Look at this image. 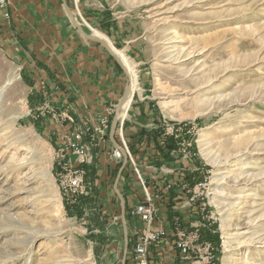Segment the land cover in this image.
<instances>
[{
  "label": "rangeland",
  "instance_id": "374dc122",
  "mask_svg": "<svg viewBox=\"0 0 264 264\" xmlns=\"http://www.w3.org/2000/svg\"><path fill=\"white\" fill-rule=\"evenodd\" d=\"M70 4L84 30L103 39L134 75L119 116L127 122L126 144L144 120L145 128L155 125L176 143L172 162L137 163L158 198L173 191L174 217L180 212L200 234L210 232L213 239H203L214 247V264H240L237 257L264 247V0H106L104 9L112 6L127 19L125 36L141 38L136 58L116 50L107 30L78 14L80 0ZM1 37L0 264H121L123 230L112 190L118 169L104 187L86 169L87 195L63 196L57 174L64 161L57 152L64 145L48 132L54 112L33 92L36 81L23 77L1 48ZM85 143L90 166L97 147ZM125 219L130 245L138 222L126 213ZM131 254L126 259L134 264ZM256 264H264V255Z\"/></svg>",
  "mask_w": 264,
  "mask_h": 264
},
{
  "label": "crops",
  "instance_id": "0c3cea01",
  "mask_svg": "<svg viewBox=\"0 0 264 264\" xmlns=\"http://www.w3.org/2000/svg\"><path fill=\"white\" fill-rule=\"evenodd\" d=\"M105 1L80 0L78 14L82 13L88 22L99 24L107 30L118 48L116 50L129 58H136L135 49L141 44V38L129 39L125 36L123 31L127 27V19L119 18L117 12L112 11V6L104 9L102 3ZM65 3L71 10L70 0H65ZM65 3L63 0H8L6 7L0 8L1 48L11 53L23 68V77L36 81L33 92L47 99L44 107L54 112L48 132H52L60 145H64L65 135L73 128L92 130L98 126L101 117H110L109 113L116 108L128 83L126 74L111 54L115 52H109L101 44L82 36L68 15ZM3 12L8 14V20L3 18ZM71 13L77 22L72 10ZM81 28L87 33L83 26ZM125 107L126 104L121 107L119 113L122 111L123 114L119 116L124 115ZM65 115L70 116L73 123L67 121ZM134 126L138 128L143 125L139 122ZM95 139L97 148L93 152L94 161L90 166L81 167L87 171L92 169L97 175L95 186L104 187L103 183L107 184L105 181L115 169H119L122 160L111 158L112 144L109 138L103 141L99 135H95ZM83 141H89L88 135ZM69 158L74 157L70 155ZM143 174L150 182L149 190L155 197L158 219L167 227L171 226L172 219L168 213L170 208H175L176 200L168 197L159 199L153 181L146 173ZM133 177L131 170H123L118 183L129 208L142 199V191ZM170 203L173 207H169ZM183 217H180L182 222L190 223L188 216ZM170 242L168 240L156 256H150L151 263L154 259V264H185Z\"/></svg>",
  "mask_w": 264,
  "mask_h": 264
},
{
  "label": "built area",
  "instance_id": "2783aa9c",
  "mask_svg": "<svg viewBox=\"0 0 264 264\" xmlns=\"http://www.w3.org/2000/svg\"><path fill=\"white\" fill-rule=\"evenodd\" d=\"M7 1L0 0L1 9L6 7ZM4 16L8 17V14L6 13ZM114 112L115 109L109 115H113ZM64 118L73 123L70 116L65 115ZM124 119L118 115L114 136L120 149L111 143L110 156L116 161L122 160L123 153L127 156V163L131 166L132 174L142 191V200L129 208L128 213L129 217L137 220L139 229L134 233V239L130 240L132 247L131 257L134 260V264H152L150 260L151 254L156 256L158 250L167 245L168 240L171 241L173 249L176 250L180 260L185 264H214V247L210 241L203 239V235L200 234L198 227L194 223L193 225L189 223V226L185 229L182 226L181 218L178 216L171 220V226L168 227L162 223L160 218L158 219V210L154 203L155 197L150 193L147 178L124 140ZM109 121V116H104L100 118L98 126L92 130L86 128L81 131L75 127L69 134L65 135L64 146L57 152L58 154L60 153L59 155L57 154V159L64 161V166L60 167L61 171L57 174V178L59 191L67 199H76L80 195H87L84 190L85 171L81 166L89 164L92 161V155L86 145L87 143L83 141V136L88 135L89 144L95 141V135H99L103 141L110 139ZM181 131L180 127L173 130L175 138L180 136ZM70 155L74 158H69ZM170 187L171 185H166V188ZM193 189H189V191L191 192ZM192 220L190 218V222Z\"/></svg>",
  "mask_w": 264,
  "mask_h": 264
},
{
  "label": "trees",
  "instance_id": "16d2710c",
  "mask_svg": "<svg viewBox=\"0 0 264 264\" xmlns=\"http://www.w3.org/2000/svg\"><path fill=\"white\" fill-rule=\"evenodd\" d=\"M146 121L142 122V127H139L137 130L131 132L128 134V136H125L127 142V147L131 154L134 156V158L137 160V163L140 164L141 161H144V159L147 161V163H152L156 166L165 164L166 161H173L172 158H170L171 151L175 150L176 143L172 138H165L162 137V131L160 128L156 127L155 125L149 129L145 128L144 125ZM127 122L124 121L123 124V133L126 132ZM117 140V139H116ZM144 149H147L144 151ZM146 153V158H144V153ZM141 165V164H140ZM120 167V165H119ZM118 169V168H117ZM131 169V166L127 163L124 170ZM148 186L150 187V182H147ZM154 185H152L153 188ZM156 187V186H154ZM167 193H163V197H168V199H174L176 197V194L173 193V191H170L168 195ZM125 199V196H124ZM172 204L170 203L169 207ZM175 205V204H174ZM125 213L126 216L129 217V207L127 200L125 199ZM174 215H177L173 210L170 208V211L168 213V216L173 219ZM203 236L212 240L213 237L209 234L210 232H202ZM131 245H128V253L131 252ZM126 264H130V258L127 256Z\"/></svg>",
  "mask_w": 264,
  "mask_h": 264
},
{
  "label": "water",
  "instance_id": "95a60500",
  "mask_svg": "<svg viewBox=\"0 0 264 264\" xmlns=\"http://www.w3.org/2000/svg\"><path fill=\"white\" fill-rule=\"evenodd\" d=\"M65 3V0H63ZM65 8L67 10L68 15L70 16L73 24L75 25V27L78 29V31L82 34V36H84L85 38H87L88 40H92L95 41L99 44H101L106 50H108L109 52H111V49L109 48L108 44L101 38L96 37L94 35L91 34H87L83 31V29L81 28V26L75 21L70 8L66 5L65 3ZM112 56L116 59V61L118 62V64L120 65V67L122 68L123 72L126 74L127 78H128V83L123 91V94L121 96V98L119 99L116 108H115V112H114V116L112 118V122H111V126H110V141L111 143L116 147L119 148L117 142L115 141L114 138V131L115 128L117 126V122H118V113L122 107V105L125 103V101L127 100L129 94H130V83H129V74L127 69L125 68V66L123 65L121 59L111 53ZM127 164V156L123 153L122 155V162L121 165L117 171V174L115 176V180L113 183V192L115 193L118 201H119V207H120V218H121V224H122V230H123V241H124V247H123V255H122V261L121 264H126V255H127V250H128V237H127V223H126V219H125V200L123 199V196L121 195V193L118 190V183L121 177V174L125 168Z\"/></svg>",
  "mask_w": 264,
  "mask_h": 264
},
{
  "label": "bare ground",
  "instance_id": "6f19581e",
  "mask_svg": "<svg viewBox=\"0 0 264 264\" xmlns=\"http://www.w3.org/2000/svg\"><path fill=\"white\" fill-rule=\"evenodd\" d=\"M120 58V57H119ZM122 61V60H121ZM123 63V62H122ZM124 65V64H123ZM131 70V69H130ZM128 71V69H127ZM128 74H129V83H130V93L131 91L133 90V86H134V79H133V76L131 75V73H129L128 71ZM135 78V77H134ZM128 98H130L128 96ZM120 115H122V111L120 113H118ZM222 194V193H221ZM242 230L240 231H236L234 234H232V236H239L243 233H241ZM237 240V239H236ZM231 243V242H230ZM241 244H243V242H240L239 245L241 246ZM228 242H224V251L225 252H228L230 248H228ZM264 255V247H259V249H256L255 251L253 252H249V253H246L242 256H239L237 257L235 260L240 263V264H256L257 261L262 258V256ZM230 260V259H229ZM225 262H228V259L225 258Z\"/></svg>",
  "mask_w": 264,
  "mask_h": 264
}]
</instances>
